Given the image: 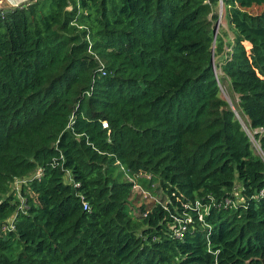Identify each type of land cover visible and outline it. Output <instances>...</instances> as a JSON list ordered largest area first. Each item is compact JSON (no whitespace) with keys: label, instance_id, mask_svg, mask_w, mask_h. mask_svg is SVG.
<instances>
[{"label":"trees","instance_id":"16d2710c","mask_svg":"<svg viewBox=\"0 0 264 264\" xmlns=\"http://www.w3.org/2000/svg\"><path fill=\"white\" fill-rule=\"evenodd\" d=\"M223 2L232 41L219 0L2 12L0 264H264V0Z\"/></svg>","mask_w":264,"mask_h":264},{"label":"rangeland","instance_id":"374dc122","mask_svg":"<svg viewBox=\"0 0 264 264\" xmlns=\"http://www.w3.org/2000/svg\"><path fill=\"white\" fill-rule=\"evenodd\" d=\"M6 8V7H5ZM218 8V7H217ZM215 8V12L218 13V21L216 22V28H218V34L217 35H220L222 37H225L226 40H233V34L232 32L230 31V28H229V25L226 21V11H225V5L223 7V21L221 24H219V20H220V15H221V8ZM263 9L262 8H254L251 10V12L253 14H256V13H259L261 12ZM246 45V49L248 50V52L250 53L251 51V46L247 44ZM230 49H228L229 51ZM215 61H217V57L214 59ZM216 74L218 76V78L222 77L223 73L222 71L219 69V68H216ZM228 82H226L224 84V86L222 85L221 87V96L222 98H224L226 101L229 102L230 104V107L232 108L233 111H235L236 115H237V118L240 120L244 130L247 132L248 136L250 137L251 139V142H252V145H253V148L254 150L256 151L257 154H261V149H260V144H259V141L256 139L255 135L258 131H253L250 127V124L248 122L247 119L241 117L242 115L240 114L239 110H238V106L237 104L239 103V97L234 95V94H231L230 90H229V87H228ZM260 132L264 133V131L262 130H259ZM122 173V170L120 169H116L115 170V173L113 174L115 177H119L120 180L123 182L125 175L124 174H121ZM144 179L146 180L145 183H148L149 181H151L153 178H151L150 175H147V176H144ZM158 184V183H156ZM146 186V184L144 185ZM143 186V190L141 191V193L144 195V196H148L150 195L151 198L155 197L153 196L152 194V191H150L149 189L146 190V188ZM140 187L139 186H136L135 187V190H139ZM155 189H153L154 191Z\"/></svg>","mask_w":264,"mask_h":264},{"label":"crops","instance_id":"0c3cea01","mask_svg":"<svg viewBox=\"0 0 264 264\" xmlns=\"http://www.w3.org/2000/svg\"><path fill=\"white\" fill-rule=\"evenodd\" d=\"M29 1L31 0H0V13L23 5Z\"/></svg>","mask_w":264,"mask_h":264},{"label":"built area","instance_id":"2783aa9c","mask_svg":"<svg viewBox=\"0 0 264 264\" xmlns=\"http://www.w3.org/2000/svg\"><path fill=\"white\" fill-rule=\"evenodd\" d=\"M223 7H224V2H223V0H219V8H221V15H220L219 24H221L222 21H223V11H224V10H223ZM104 126L107 127V124L104 123ZM15 188H16V187H15ZM85 207L88 208V205L85 204Z\"/></svg>","mask_w":264,"mask_h":264},{"label":"water","instance_id":"95a60500","mask_svg":"<svg viewBox=\"0 0 264 264\" xmlns=\"http://www.w3.org/2000/svg\"><path fill=\"white\" fill-rule=\"evenodd\" d=\"M2 15V12L0 13V16ZM217 34H218V28H216L215 30V38L217 37Z\"/></svg>","mask_w":264,"mask_h":264}]
</instances>
